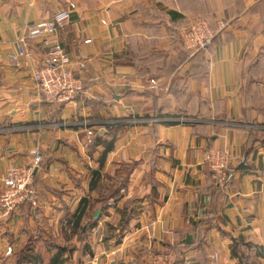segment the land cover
I'll list each match as a JSON object with an SVG mask.
<instances>
[{
	"label": "crops",
	"instance_id": "0c3cea01",
	"mask_svg": "<svg viewBox=\"0 0 264 264\" xmlns=\"http://www.w3.org/2000/svg\"><path fill=\"white\" fill-rule=\"evenodd\" d=\"M62 12L69 19L56 40L85 92L56 105L31 75L47 60L42 42H29L30 69L12 67L9 55L31 25ZM193 18L216 38L190 54L179 35ZM109 124L123 126L100 168L103 147L92 144L111 139ZM212 148L232 155L225 185L204 164ZM36 155L39 206L0 221V264H15L30 239L73 247L67 264H150L166 252L239 264L231 246L243 239L264 264L254 256L256 247L264 254V0H0V194L5 172ZM122 165L132 168L126 188L98 203L120 185ZM84 198L83 226H96L72 233L67 219Z\"/></svg>",
	"mask_w": 264,
	"mask_h": 264
},
{
	"label": "built area",
	"instance_id": "2783aa9c",
	"mask_svg": "<svg viewBox=\"0 0 264 264\" xmlns=\"http://www.w3.org/2000/svg\"><path fill=\"white\" fill-rule=\"evenodd\" d=\"M74 9V6L71 7ZM69 19V12H62L53 18L31 25L25 34L17 41V49L9 55L12 67L30 69V61L34 58L33 50L29 48L31 40H39L46 53V62L32 68V78L37 91L46 103L65 105L75 101L85 92V81L79 77L72 68V60L56 40L57 33L62 31ZM222 28V27H221ZM179 38L187 52L193 54L206 50L214 40V31L209 22L201 18H193L190 24L180 31ZM90 43V41H87ZM81 70L84 62L79 63ZM155 80H150L149 88L154 89ZM176 122L192 123L189 119H179ZM91 138L92 130L87 131ZM92 140L89 141L91 143ZM42 156L36 155L30 166L9 168L4 175V191L0 194V221L9 218L19 207L27 204L38 207L40 192L35 185V169L42 163ZM232 161L230 151L212 148L205 154L204 164L216 183L225 185L229 174V165ZM174 253H161L152 257L150 264H176ZM184 264H195L185 259Z\"/></svg>",
	"mask_w": 264,
	"mask_h": 264
},
{
	"label": "trees",
	"instance_id": "16d2710c",
	"mask_svg": "<svg viewBox=\"0 0 264 264\" xmlns=\"http://www.w3.org/2000/svg\"><path fill=\"white\" fill-rule=\"evenodd\" d=\"M214 37H215V31H214ZM165 123L168 125L174 124L173 122H165ZM121 126L123 125L120 124L107 125V130L111 134V139L98 137L96 141L95 140L93 141L92 144L93 148L94 147L97 148L98 146L103 147V150L101 152L102 155L100 158V168L103 167L106 158L108 156V153L114 150L115 142H116L115 131H117V129L119 130V127ZM131 173H132V168L126 165H122L118 169L116 174V175H121V177H123L121 183H119L120 185L119 186L118 184L116 185L118 186L116 190L103 192V194H101L100 196L98 203H100L101 201L106 204H109L108 203L109 200L111 199L115 200L116 196L120 193L121 188H126L125 182H127V179L129 178ZM100 179H101V171H93L92 179L90 182V187L92 190L97 188ZM79 204L80 206L78 207L77 211L73 215L68 217L66 226L71 227V230L73 231L72 233L85 234L87 229H91L95 227L96 224L92 223L83 226L84 217L91 204L89 203V200L87 198L81 200ZM128 210L129 208L127 207L126 211ZM119 242L121 241L119 240ZM231 248H232V256L237 259L239 264H258L253 260V257L249 253V251L253 250L252 248H254L250 242H245V240L243 239H234ZM74 250L75 249L73 247H63L53 243L46 246H39L37 244V241L35 242L33 239H30L26 243V245L20 250V252L17 253L18 256L16 258L15 264H67L69 262V259L75 253ZM263 255L264 254L262 249L260 247H256L254 256L261 257ZM184 262H185V258L181 254H178L176 264H184Z\"/></svg>",
	"mask_w": 264,
	"mask_h": 264
},
{
	"label": "rangeland",
	"instance_id": "374dc122",
	"mask_svg": "<svg viewBox=\"0 0 264 264\" xmlns=\"http://www.w3.org/2000/svg\"><path fill=\"white\" fill-rule=\"evenodd\" d=\"M256 76L255 73H254V76L251 74V75H245V81L248 83V81H250V79H256ZM257 81H259V79H257Z\"/></svg>",
	"mask_w": 264,
	"mask_h": 264
},
{
	"label": "water",
	"instance_id": "95a60500",
	"mask_svg": "<svg viewBox=\"0 0 264 264\" xmlns=\"http://www.w3.org/2000/svg\"><path fill=\"white\" fill-rule=\"evenodd\" d=\"M99 214H100V212H96L95 218H98ZM112 264H114V263H112Z\"/></svg>",
	"mask_w": 264,
	"mask_h": 264
}]
</instances>
